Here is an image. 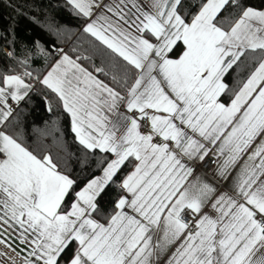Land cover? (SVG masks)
Listing matches in <instances>:
<instances>
[{"label": "snow or ice", "instance_id": "6c2138e0", "mask_svg": "<svg viewBox=\"0 0 264 264\" xmlns=\"http://www.w3.org/2000/svg\"><path fill=\"white\" fill-rule=\"evenodd\" d=\"M64 7L0 28V264H264V0Z\"/></svg>", "mask_w": 264, "mask_h": 264}, {"label": "trees", "instance_id": "16d2710c", "mask_svg": "<svg viewBox=\"0 0 264 264\" xmlns=\"http://www.w3.org/2000/svg\"><path fill=\"white\" fill-rule=\"evenodd\" d=\"M9 3L19 6V11L16 7H7ZM253 3L258 4L259 0H253ZM13 21L22 37L39 40L48 48L62 47L73 58L76 53L72 49L91 54L92 45L98 44L93 37L83 32L81 21L64 7V0H0V28ZM49 24L61 29V32L49 31ZM93 59L97 65L101 64L99 56H94ZM47 116L46 112L37 110L30 120H34L37 126H42ZM68 148L73 150L70 141Z\"/></svg>", "mask_w": 264, "mask_h": 264}, {"label": "crops", "instance_id": "0c3cea01", "mask_svg": "<svg viewBox=\"0 0 264 264\" xmlns=\"http://www.w3.org/2000/svg\"><path fill=\"white\" fill-rule=\"evenodd\" d=\"M199 175L202 179L204 180H213L212 174L211 172L204 171L200 168H197L196 171L193 173L192 177H189V180H192L195 176ZM228 182H220L217 186L223 190V191H227V188H225V184H227ZM19 260V258H17Z\"/></svg>", "mask_w": 264, "mask_h": 264}, {"label": "built area", "instance_id": "2783aa9c", "mask_svg": "<svg viewBox=\"0 0 264 264\" xmlns=\"http://www.w3.org/2000/svg\"><path fill=\"white\" fill-rule=\"evenodd\" d=\"M201 169H202V170H204V171H207V169H206V168H203V167H201Z\"/></svg>", "mask_w": 264, "mask_h": 264}]
</instances>
